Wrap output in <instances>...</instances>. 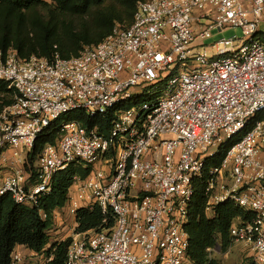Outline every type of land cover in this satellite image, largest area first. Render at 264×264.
<instances>
[{
	"label": "built area",
	"instance_id": "built-area-1",
	"mask_svg": "<svg viewBox=\"0 0 264 264\" xmlns=\"http://www.w3.org/2000/svg\"><path fill=\"white\" fill-rule=\"evenodd\" d=\"M263 20L264 0H146L131 26L71 58L0 51V80L15 91L0 111V195L36 205L81 161L91 170L74 177L68 212L98 204L116 221L109 231L74 226L66 264H190L186 225L205 177L208 214L225 202L252 212L231 227V244L264 264ZM231 27L243 37H222L208 54L205 40ZM74 110L113 112L108 133L62 119ZM58 121L57 143L28 175V153Z\"/></svg>",
	"mask_w": 264,
	"mask_h": 264
},
{
	"label": "trees",
	"instance_id": "trees-1",
	"mask_svg": "<svg viewBox=\"0 0 264 264\" xmlns=\"http://www.w3.org/2000/svg\"><path fill=\"white\" fill-rule=\"evenodd\" d=\"M146 0H0V51L10 48L18 51L23 59L32 55L52 58L58 53L62 58H71L88 45L103 41L116 24L131 26L138 4ZM34 5L47 9V20H32L28 9ZM15 100V91L0 80V111ZM145 101L140 97L127 107ZM114 113L89 117L84 111L74 110L62 119H77L84 126L108 133ZM57 123L46 127L28 153L25 171L28 175L37 172L36 161L49 144L55 145L59 137ZM91 170L81 161L72 163L53 178L51 191L42 196L36 205L16 203L10 193L0 195V264H13L17 246L44 256L42 264H66L71 237L56 240L50 245V231L54 225L55 212L66 208L74 177H85ZM205 177L196 183V191L189 208L186 229L190 236L187 260L190 264H217L211 252L222 244L231 245L230 229L236 223L252 220V212L243 210L230 202L217 205L213 214H208ZM76 231L92 233L109 231L115 225L111 210L106 214L95 204L77 211ZM255 264V263H254Z\"/></svg>",
	"mask_w": 264,
	"mask_h": 264
},
{
	"label": "rangeland",
	"instance_id": "rangeland-1",
	"mask_svg": "<svg viewBox=\"0 0 264 264\" xmlns=\"http://www.w3.org/2000/svg\"><path fill=\"white\" fill-rule=\"evenodd\" d=\"M49 3H53V0H46ZM29 16L32 20H47L49 14L46 8L34 5L28 9ZM259 32L264 34V20L260 23ZM213 36L205 40V44L208 46V54H214L215 50L212 48V44L215 41L219 40L222 37L231 38V37H243L242 29L240 27H231L223 32H220L218 29L213 31ZM4 169V168H3ZM5 169H8L7 167ZM70 223V222H69ZM68 223V225H69ZM73 223V222H72ZM74 226V225H73ZM73 226L70 223L69 227V236L73 234ZM54 229V227H52ZM52 230L51 237H55L54 231ZM32 257L27 255L23 259H25V264H38L39 258L36 260L31 259ZM211 258L217 260V264H254L253 253L251 249L242 244L236 243L231 244L227 249H224L222 244H218L213 251H211Z\"/></svg>",
	"mask_w": 264,
	"mask_h": 264
},
{
	"label": "crops",
	"instance_id": "crops-1",
	"mask_svg": "<svg viewBox=\"0 0 264 264\" xmlns=\"http://www.w3.org/2000/svg\"><path fill=\"white\" fill-rule=\"evenodd\" d=\"M5 172V171H4ZM71 225L76 227V221H75V217L70 214L67 210V208L58 210L55 212L54 215V229H57L56 231H54V234L56 235L55 237H51L50 239V245L55 242L56 240H64L69 236L68 232H69V227H70V223ZM73 222V223H72ZM69 223V225H68ZM73 226V227H74ZM50 231V234H52V230ZM17 253L21 256V260L14 263V259H13V264H25V259H23L25 256L29 255L31 256L33 260L36 259H40L38 264H42L46 261V259L44 258V256L42 255H38L32 251H30L29 249H27L26 247L19 245L16 247L14 254Z\"/></svg>",
	"mask_w": 264,
	"mask_h": 264
}]
</instances>
